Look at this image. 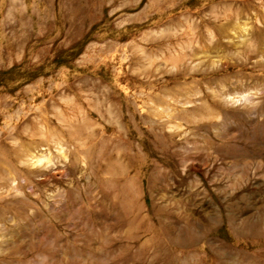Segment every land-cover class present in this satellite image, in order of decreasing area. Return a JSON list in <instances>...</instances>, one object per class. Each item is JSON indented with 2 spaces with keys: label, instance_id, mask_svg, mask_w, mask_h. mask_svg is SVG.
<instances>
[{
  "label": "rangeland",
  "instance_id": "obj_1",
  "mask_svg": "<svg viewBox=\"0 0 264 264\" xmlns=\"http://www.w3.org/2000/svg\"><path fill=\"white\" fill-rule=\"evenodd\" d=\"M0 264H264V0H0Z\"/></svg>",
  "mask_w": 264,
  "mask_h": 264
},
{
  "label": "bare ground",
  "instance_id": "obj_2",
  "mask_svg": "<svg viewBox=\"0 0 264 264\" xmlns=\"http://www.w3.org/2000/svg\"><path fill=\"white\" fill-rule=\"evenodd\" d=\"M220 32H222L223 31V29H220L219 30ZM260 35V34H259ZM262 35V34H261ZM258 38L260 39L261 38V36H258ZM187 133V132H186ZM50 152V151H49ZM44 159V158H43ZM46 159V158H45ZM41 162H42V160H41ZM238 177V176H237ZM248 178V177H247ZM16 189V188H15Z\"/></svg>",
  "mask_w": 264,
  "mask_h": 264
}]
</instances>
